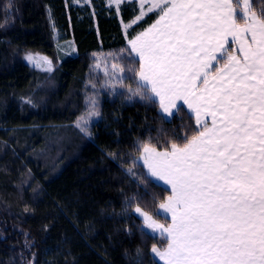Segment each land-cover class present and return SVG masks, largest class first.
I'll return each instance as SVG.
<instances>
[{"label": "trees", "instance_id": "16d2710c", "mask_svg": "<svg viewBox=\"0 0 264 264\" xmlns=\"http://www.w3.org/2000/svg\"><path fill=\"white\" fill-rule=\"evenodd\" d=\"M251 1L253 11L264 10ZM138 6L0 0V264H161L151 248L165 240L143 234L134 209L165 223L158 203L169 192L139 149L183 139L195 118L185 107L166 117L158 103L129 99L136 84L126 71L123 86L111 79L113 64L134 58L128 40L156 19L125 32ZM50 10L76 47L63 61ZM31 53L52 69L33 66ZM91 99L99 115L88 118L85 134L76 123Z\"/></svg>", "mask_w": 264, "mask_h": 264}, {"label": "snow or ice", "instance_id": "6c2138e0", "mask_svg": "<svg viewBox=\"0 0 264 264\" xmlns=\"http://www.w3.org/2000/svg\"><path fill=\"white\" fill-rule=\"evenodd\" d=\"M139 3L135 20L145 5L158 18L128 40L134 58L113 64L111 79L123 86L126 71L136 84L129 99L158 103L168 116L187 106L195 118L183 139L139 149L169 192L158 203L165 223L134 209L142 233L165 240L151 252L163 264H264V10L253 11L250 0ZM87 103L76 123L85 134L99 115L96 100Z\"/></svg>", "mask_w": 264, "mask_h": 264}, {"label": "rangeland", "instance_id": "374dc122", "mask_svg": "<svg viewBox=\"0 0 264 264\" xmlns=\"http://www.w3.org/2000/svg\"><path fill=\"white\" fill-rule=\"evenodd\" d=\"M94 0H72V2L73 3H75L76 5H79V6H87V5H90V4H92V2H93ZM106 1V3L108 4V5H110V6H112V7H114V9H118L117 11H121V7H122V5L124 4V3H122V2H124L125 0H122V4L120 3L119 5H117V4H115L114 2H113V0H105ZM137 4H138V2L137 1H135ZM125 3H128V2H125ZM139 6V11L137 12V14H136V16L137 15H139V13H140V10H141V5L140 4H138ZM146 8H147V5H145L144 6V9H145V14L141 17V19L140 20H136L137 22L135 23V25L134 26H136V25H139V24H141V23H145V21H147L146 22V25L149 23V20H150V17L153 15L154 17H157V12L156 11H153V12H151V13H148L147 11H146ZM50 15H51V19H52V26H53V31H54V37H55V40H56V46H57V55H58V60H60V61H63V60H65V59H67V58H69V56H75L76 55V47H75V44L71 41V40H69V39H67V37H66V35H65V33H63V32H61L58 28H57V26L55 25V22H54V20H53V13H52V11L50 10ZM135 16V17H136ZM135 19V18H134ZM150 26V25H149ZM130 26H129V23H126V24H124V30H125V32L126 31H129L130 29ZM31 55H33L34 56V60L33 61H29L33 66H35V67H37V68H39V69H44V70H50V69H52V66H53V62H51L50 64L49 63H46L45 62V60H44V58L45 57H43V56H41V55H39V54H36V53H34V54H32L31 53ZM47 61H50V60H48L47 59ZM41 87V86H40ZM42 87L43 88H46L47 89V87H48V85H47V83H43V85H42ZM48 90H46V92H47ZM147 170V169H146ZM148 171V170H147ZM152 177V176H151ZM156 182L158 181V180H156L155 179V177H152ZM158 182H161V181H158ZM163 183V182H162ZM167 187V186H166ZM142 218V217H141ZM158 235V234H157ZM158 258V257H157ZM162 262V261H161ZM162 264H163V262H162Z\"/></svg>", "mask_w": 264, "mask_h": 264}, {"label": "crops", "instance_id": "0c3cea01", "mask_svg": "<svg viewBox=\"0 0 264 264\" xmlns=\"http://www.w3.org/2000/svg\"><path fill=\"white\" fill-rule=\"evenodd\" d=\"M135 1H137L138 4H140V3H139V0H135ZM125 2H133V0H125V1L122 2V3H125ZM122 3H121V4H122ZM250 3H252L251 0H250ZM109 6H110V5H109ZM111 7H112V6H111ZM117 10H118V9H117ZM157 18H158V15H157L156 19H157ZM156 19H155V20H156ZM155 20H154L152 23H154ZM136 22H137V21H136L135 19H134L133 21H131V22L129 23L130 28L133 27V26L135 25ZM152 23H151V24H152ZM151 24H150V25H151ZM148 27H149V26H147L145 29H147ZM130 28H129V29H130ZM145 29H144V30H145ZM229 43L231 44V40H229ZM234 47L238 49V48H239V45L237 44V45H235ZM133 56H134V54H133ZM136 59H138V58H136ZM180 103H182V102H180ZM183 107H185V108L187 109V106H183ZM187 110H188V109H187ZM161 111H162V110H161ZM173 112H174V114H175V113H176V110H173ZM162 113H163V112H162ZM163 114H164L166 117H172V116H168L166 113H163ZM207 119H208L209 122H210V117L207 118ZM142 163H143V162H142ZM146 169H147V168H146ZM157 182H158V181H157ZM158 183H160V184H162L163 186L166 187V185H164L162 182H158ZM158 260H159V258H158ZM159 262L162 264V262H161L160 260H159Z\"/></svg>", "mask_w": 264, "mask_h": 264}]
</instances>
